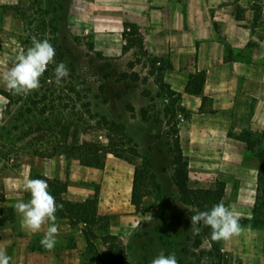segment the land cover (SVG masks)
<instances>
[{
    "label": "rangeland",
    "instance_id": "obj_1",
    "mask_svg": "<svg viewBox=\"0 0 264 264\" xmlns=\"http://www.w3.org/2000/svg\"><path fill=\"white\" fill-rule=\"evenodd\" d=\"M4 1L0 3V90H8L3 73L21 51L32 46V38L48 39L56 51L55 63L48 66L41 85L46 74L48 83H55L54 69L65 63L70 74L59 88L70 91V98L66 97L70 104L56 100L58 110L78 127L80 141L107 146L110 136L115 141L113 149L120 154L109 152L102 168L82 159L41 155L57 138L23 136L27 99L14 102L0 93V189L5 194L4 206L14 208L20 201L29 202L31 196L23 191L24 182L43 179L45 172L60 183L74 176L76 189L87 191L85 199L99 189L98 222L73 225L66 217L57 218L59 227L69 223L71 230L68 234L59 230L51 251L40 244L47 225L37 234L23 230L14 208L11 217L0 221V245L11 257L10 264H151L161 251L165 255L175 253L178 264H264V175L259 158L264 152V133L254 137L247 134V151L244 156L241 150L238 153L243 163L231 166L190 165L181 148L188 170V194H184L174 180L183 107L176 95H168L170 88L156 59L137 43V38L129 35L123 54L106 56L95 50L91 38L75 25L71 15L74 0ZM261 1L250 7L256 30L264 35ZM63 174L65 178H59ZM243 181L247 188L241 190ZM250 183L257 186L253 192ZM135 184L139 196L133 201ZM48 191L56 200L67 192L60 193L51 185ZM221 201L240 217L242 226H250V231L214 241L211 229L198 225L201 231L194 235L190 216ZM84 229L90 232L89 240ZM79 234L84 238L81 244Z\"/></svg>",
    "mask_w": 264,
    "mask_h": 264
},
{
    "label": "crops",
    "instance_id": "obj_2",
    "mask_svg": "<svg viewBox=\"0 0 264 264\" xmlns=\"http://www.w3.org/2000/svg\"><path fill=\"white\" fill-rule=\"evenodd\" d=\"M255 2L262 1L74 0L71 15L106 56L123 54L127 28H136L183 107L179 135L190 165L231 166L243 163L245 136L264 133V35L256 30ZM195 76L203 79L200 92L190 90ZM69 178L64 199H85L87 191ZM60 229L68 234L71 224Z\"/></svg>",
    "mask_w": 264,
    "mask_h": 264
},
{
    "label": "trees",
    "instance_id": "obj_3",
    "mask_svg": "<svg viewBox=\"0 0 264 264\" xmlns=\"http://www.w3.org/2000/svg\"><path fill=\"white\" fill-rule=\"evenodd\" d=\"M131 38L136 37L137 43L143 46L142 38L138 30L132 27L130 32ZM127 46L124 47V50ZM48 72V70L46 71ZM48 75L42 81V85L39 90L33 91L25 95H14L9 90H0V93L7 97L10 101L21 102L23 100L28 101L29 107L27 108L25 121L26 129L23 136H41V138H46L47 136H54L57 138L56 143L47 148V151H41V155L50 156H64L67 159H82L92 167L102 168L105 165V160L109 152L120 156V154L113 149L115 141L109 136L110 143L105 146L99 142L95 141H80L78 134V127L72 120H67L62 113L58 110V105H55V101L58 100L60 104L66 101V97L69 96L68 89H60L56 83H48ZM193 84L197 85L190 90L195 92H200L203 84V79L198 76L193 77ZM83 86V85H82ZM75 90V87L72 88ZM169 96H174L175 93L171 90H167ZM70 98V97H67ZM68 104L70 102L66 101ZM115 127L117 125L113 123ZM132 142L131 139H129ZM135 146V145H134ZM175 153V175L174 180L177 185L183 190L184 194H188L187 182H188V170L186 168L187 162L183 158L181 147L176 144ZM134 151L137 150L134 147ZM40 152V151H39ZM261 160V175H264V152L259 155ZM139 170L137 169V179ZM48 183L54 189L58 190L60 193H64L68 189V181L60 183L58 180H51L48 177H44ZM137 190V193H136ZM138 195V185L136 184L133 189V201ZM6 202L5 194L2 189H0V221L11 217L14 214L13 207L4 206L3 203ZM58 205H63L62 208L58 209L56 216L66 217L70 220L71 224H81L86 225L94 224L98 222V203H99V189L97 188L94 195L85 199L84 201H71L59 197L56 200ZM86 238L90 239V232L88 229H84ZM109 238L115 239V235H108ZM0 241H1V231H0ZM1 248V245H0Z\"/></svg>",
    "mask_w": 264,
    "mask_h": 264
},
{
    "label": "clouds",
    "instance_id": "obj_4",
    "mask_svg": "<svg viewBox=\"0 0 264 264\" xmlns=\"http://www.w3.org/2000/svg\"><path fill=\"white\" fill-rule=\"evenodd\" d=\"M56 51L48 39L32 38V46L21 51L15 62L3 73L2 79L6 88L14 95H28L41 87V77L50 64L55 63ZM67 65L60 62L54 69L55 83L59 86L63 79L69 76ZM49 185L45 179H27L23 184V191L30 193L29 202L20 201L14 205L20 215V226L32 234L44 230L40 240L41 246L51 251L57 244L59 225L56 223V213L63 205H58L54 195L48 191ZM240 217L235 215L221 201L208 211H200L190 216L191 229L198 235L203 225L211 229V239L214 241L229 240L240 236L246 229L239 223ZM11 257L0 248V264H10ZM151 264H178L175 253L165 255L163 251L152 259Z\"/></svg>",
    "mask_w": 264,
    "mask_h": 264
},
{
    "label": "built area",
    "instance_id": "obj_5",
    "mask_svg": "<svg viewBox=\"0 0 264 264\" xmlns=\"http://www.w3.org/2000/svg\"><path fill=\"white\" fill-rule=\"evenodd\" d=\"M132 31L131 27L127 28V32L130 33Z\"/></svg>",
    "mask_w": 264,
    "mask_h": 264
},
{
    "label": "bare ground",
    "instance_id": "obj_6",
    "mask_svg": "<svg viewBox=\"0 0 264 264\" xmlns=\"http://www.w3.org/2000/svg\"><path fill=\"white\" fill-rule=\"evenodd\" d=\"M121 171H122V170H121ZM121 171H120V172H121ZM117 172H118V171H117ZM113 173H114V172H113ZM115 173H116V172H115ZM119 175H122V174H119ZM116 178H118V177H116ZM120 185H121V184H120Z\"/></svg>",
    "mask_w": 264,
    "mask_h": 264
}]
</instances>
